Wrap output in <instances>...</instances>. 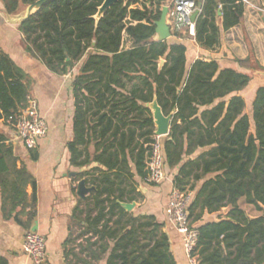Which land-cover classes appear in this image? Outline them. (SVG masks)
<instances>
[{
  "label": "trees",
  "instance_id": "1",
  "mask_svg": "<svg viewBox=\"0 0 264 264\" xmlns=\"http://www.w3.org/2000/svg\"><path fill=\"white\" fill-rule=\"evenodd\" d=\"M0 1L7 14L16 15L38 0ZM142 1L144 8L120 1L96 21L104 0H58L20 24L29 50L49 70L63 76L78 67L72 83L74 138L67 148L70 166L91 167L74 181L96 188L86 209L75 211L85 215L78 224L82 235L90 236L86 250L105 264H177L164 224L121 205L142 199L138 179L146 178L156 131L147 105L156 100L166 116H173L162 150L165 166L178 169L174 188L195 193L189 209L191 227L199 233L193 257L198 264H264V85L256 90L249 115L242 95L252 82L249 72L202 59L187 70L188 48L182 41L157 40L155 23L170 0ZM244 14L243 0H204L195 22L196 42L204 49L219 46L223 34L243 23ZM236 62L247 71H264L252 48ZM25 79L0 51L3 127L15 128L18 112L27 106ZM9 141L0 128L2 212L30 229L37 184L24 164L18 167ZM198 149L205 151L191 159ZM30 159L38 161V152L30 150ZM241 200L259 216H249ZM25 214L27 222L21 218ZM206 214L215 218L204 221ZM66 256L91 264L71 250Z\"/></svg>",
  "mask_w": 264,
  "mask_h": 264
},
{
  "label": "crops",
  "instance_id": "2",
  "mask_svg": "<svg viewBox=\"0 0 264 264\" xmlns=\"http://www.w3.org/2000/svg\"><path fill=\"white\" fill-rule=\"evenodd\" d=\"M248 1L250 5L254 4L264 8V0ZM250 5H245L243 23L223 34L220 45L213 49H204L195 39L187 35L183 36L180 41L188 48L187 70H190L195 61L202 59L207 62L217 61L222 69L231 68L248 73L249 71L241 68L236 61L246 59L250 55V48L253 49L256 60L264 67V45L262 41L264 16L261 17L262 24L258 25L257 16L259 14ZM26 9L27 7L22 8L16 15H9L0 1V51L10 57L24 73L29 96L38 102L40 115L49 125V133L46 138L39 141L35 149L39 155L36 162L30 159V150L17 139L16 130L10 135L9 143L13 145L15 154L17 150L19 153V156L16 155L19 158L20 166L18 167L21 168V164H24L36 181L37 207L36 217L30 229H26L20 226L13 217H4L0 197V264H33L23 250L25 238L31 231L38 232L46 239L47 258L44 264H73L71 257L67 258L66 256L71 241V230L74 225H79L78 218L85 216L80 212L75 213V211L78 206L81 210L86 209V201L82 205L79 204L81 199L76 193L79 182L74 181V179L79 173L91 168L77 169L70 166V153L67 148L68 143L74 138L75 100L72 83L78 74V67L76 66L66 75H58L49 70L44 62L29 50V44L20 29L21 23L15 21L22 16ZM260 86L262 85L256 87L254 92ZM246 90L242 92L245 100ZM254 92L251 102L255 96ZM2 121H0V128L3 127ZM167 137H163V143ZM204 151L198 149L190 158L195 159ZM164 171L166 178L157 186L146 184L145 181L138 179L137 191L142 196L143 201L138 207L143 209L142 214L153 215L164 224L162 230L170 238L171 250L177 264H190L185 252L183 237L168 220L166 214L170 196L176 190L174 177L178 169L171 170L164 166ZM73 173L77 175L72 177L71 174ZM211 177L214 175L206 178ZM200 186L201 183H198L197 188ZM27 194L29 197L33 195L31 185L27 187ZM21 218L27 222L26 214ZM210 219L208 214L203 218L204 221Z\"/></svg>",
  "mask_w": 264,
  "mask_h": 264
},
{
  "label": "built area",
  "instance_id": "3",
  "mask_svg": "<svg viewBox=\"0 0 264 264\" xmlns=\"http://www.w3.org/2000/svg\"><path fill=\"white\" fill-rule=\"evenodd\" d=\"M244 4H249L248 0H243ZM259 15L264 16V8L250 5ZM164 7L168 8L167 24L170 27L173 38L181 40L187 35L195 39V23L191 21L192 15L198 9L197 0H171ZM162 8V9H163ZM15 130L17 139L21 141L28 150H35L40 140L46 138L49 133V125L40 115L39 106L36 99L27 98V106L18 112L16 116ZM163 137L154 135L149 157L146 163L145 183L149 185H160L166 178L163 156ZM194 192H181L175 190L169 199L166 214L168 220L175 226L178 233L183 237L185 252L190 264H198L197 258L193 257L194 250L198 243L199 233L191 227L190 206L194 200ZM25 254L31 259L33 264H44L47 258L46 239L38 232H29L23 244Z\"/></svg>",
  "mask_w": 264,
  "mask_h": 264
},
{
  "label": "water",
  "instance_id": "4",
  "mask_svg": "<svg viewBox=\"0 0 264 264\" xmlns=\"http://www.w3.org/2000/svg\"><path fill=\"white\" fill-rule=\"evenodd\" d=\"M55 1L58 0H38L34 4L27 6L26 11L22 14V16L18 17L15 21L22 23L25 20L29 19L33 14L40 11L44 6ZM120 1H123L125 4H127L130 0H104L102 6L99 8L98 13L95 16V20L100 21L104 17V15ZM203 3L204 0L198 1V9L191 17V21L193 23L196 22L198 16L200 15L203 7ZM167 13H168V8L164 7L162 9L160 20L155 23L157 40L160 42L167 41L172 37L170 27L168 26L166 21ZM147 107L152 111L153 114V119L156 126L155 134L162 137L168 136L172 127L173 116L172 115L166 116L156 100L148 104ZM3 119L4 116L2 111L0 110V121H2ZM76 175H77L76 173L71 174L72 177ZM95 191L96 188L94 186H88L85 180H81L77 186L76 193L81 200L87 201L89 195ZM121 205L127 212H132L136 207V202L131 204L121 203Z\"/></svg>",
  "mask_w": 264,
  "mask_h": 264
},
{
  "label": "rangeland",
  "instance_id": "5",
  "mask_svg": "<svg viewBox=\"0 0 264 264\" xmlns=\"http://www.w3.org/2000/svg\"><path fill=\"white\" fill-rule=\"evenodd\" d=\"M133 1V7H138V8H144L145 3L142 0H132ZM251 13L253 11L249 10ZM261 17L262 15L257 16V23L258 25L262 24L261 22ZM127 38V37H125ZM263 45H264V36L262 37ZM261 41V42H262ZM260 40L258 41V43ZM125 48H129L131 45L129 41H126L124 44ZM249 74L252 77V82L245 91V97L246 101L248 102V109L247 113L251 115V108H252V102H251V97L253 95V92L255 91L256 87L259 85H264V71H249ZM255 94V92H254ZM4 133L7 134V136L10 138V135H12L15 132L14 127H2L1 128ZM16 155L19 156L18 150L16 151ZM143 203L142 199L141 201L139 200L136 204V207L133 211H135V214L141 215L143 212V209L139 206V204ZM240 206L241 208L247 212V214L251 217H257L259 216V213L251 206H248L245 204L244 200L240 201ZM227 213V209L222 211V214L225 215ZM215 217H211V219H214ZM208 219V218H207ZM72 233H71V241L70 244L68 245V250L72 252L73 256L76 255L80 260H86L89 261L91 264H105V261L102 262H96L92 257L90 256L89 252L86 250L87 246V241L89 240L90 236H84L82 235L83 229L78 225H74L72 227ZM143 237V236H142ZM92 242V241H91ZM72 263L73 264H84L82 262H79L76 260V258L71 257Z\"/></svg>",
  "mask_w": 264,
  "mask_h": 264
}]
</instances>
